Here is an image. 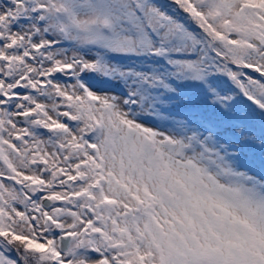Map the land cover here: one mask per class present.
Returning <instances> with one entry per match:
<instances>
[{
  "label": "snow or ice",
  "instance_id": "snow-or-ice-1",
  "mask_svg": "<svg viewBox=\"0 0 264 264\" xmlns=\"http://www.w3.org/2000/svg\"><path fill=\"white\" fill-rule=\"evenodd\" d=\"M0 264H264V0H0Z\"/></svg>",
  "mask_w": 264,
  "mask_h": 264
}]
</instances>
